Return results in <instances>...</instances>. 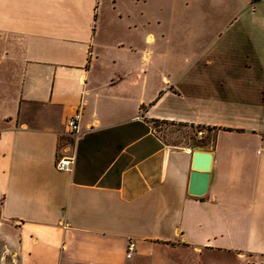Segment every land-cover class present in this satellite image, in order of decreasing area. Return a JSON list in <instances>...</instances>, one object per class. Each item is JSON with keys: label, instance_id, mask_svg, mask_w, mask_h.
Instances as JSON below:
<instances>
[{"label": "crops", "instance_id": "crops-1", "mask_svg": "<svg viewBox=\"0 0 264 264\" xmlns=\"http://www.w3.org/2000/svg\"><path fill=\"white\" fill-rule=\"evenodd\" d=\"M0 264H264V0H0Z\"/></svg>", "mask_w": 264, "mask_h": 264}, {"label": "water", "instance_id": "water-1", "mask_svg": "<svg viewBox=\"0 0 264 264\" xmlns=\"http://www.w3.org/2000/svg\"><path fill=\"white\" fill-rule=\"evenodd\" d=\"M213 163V153L196 148L193 153V172L189 192L193 195L202 196L209 188L210 172Z\"/></svg>", "mask_w": 264, "mask_h": 264}, {"label": "rangeland", "instance_id": "rangeland-1", "mask_svg": "<svg viewBox=\"0 0 264 264\" xmlns=\"http://www.w3.org/2000/svg\"><path fill=\"white\" fill-rule=\"evenodd\" d=\"M163 2L165 5H173L176 7V0H163ZM186 20L187 18L183 19L182 21H186ZM159 131L162 133L164 139L168 143L195 144L196 141L199 139L197 138L198 136L196 135H199L200 137V134L195 133V130L193 132L192 128L186 126H180V125L173 126L170 124H162L159 128ZM190 136H192L194 140H192Z\"/></svg>", "mask_w": 264, "mask_h": 264}, {"label": "built area", "instance_id": "built-area-1", "mask_svg": "<svg viewBox=\"0 0 264 264\" xmlns=\"http://www.w3.org/2000/svg\"><path fill=\"white\" fill-rule=\"evenodd\" d=\"M81 118L80 111H77L67 122V126L70 130V134L77 135L79 133V120ZM75 161L74 155H64L57 163V167L60 171H71ZM136 249L135 243L131 242L128 249V257H131Z\"/></svg>", "mask_w": 264, "mask_h": 264}, {"label": "trees", "instance_id": "trees-1", "mask_svg": "<svg viewBox=\"0 0 264 264\" xmlns=\"http://www.w3.org/2000/svg\"><path fill=\"white\" fill-rule=\"evenodd\" d=\"M162 124H169V123H166V122H162ZM180 126H186V127H190L193 129V132L195 130V133H198L200 134V137L199 135H196L198 136L197 138H199L195 144H190L192 147H198V148H210L214 145L215 143V132H216V129L215 128H212V127H207V126H202V125H191V126H188V125H182V124H179ZM193 139L192 136H190Z\"/></svg>", "mask_w": 264, "mask_h": 264}]
</instances>
